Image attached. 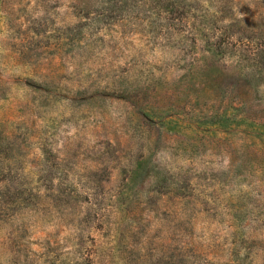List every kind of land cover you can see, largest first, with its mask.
I'll return each instance as SVG.
<instances>
[{"label":"rangeland","instance_id":"rangeland-1","mask_svg":"<svg viewBox=\"0 0 264 264\" xmlns=\"http://www.w3.org/2000/svg\"><path fill=\"white\" fill-rule=\"evenodd\" d=\"M169 1L0 0V264H264V0Z\"/></svg>","mask_w":264,"mask_h":264},{"label":"trees","instance_id":"trees-1","mask_svg":"<svg viewBox=\"0 0 264 264\" xmlns=\"http://www.w3.org/2000/svg\"><path fill=\"white\" fill-rule=\"evenodd\" d=\"M159 7L161 12L170 13V12L178 11V6H175V3L174 2L172 3L169 0H167L165 4H162L161 6L159 5ZM207 43H208V48H207L208 50L215 51V53L217 54L224 53V48L223 45L220 43V41L219 42L213 41L209 37ZM152 162H153L152 155L148 154L147 156H144L141 159H139L136 166L129 171L130 175L125 179L123 188L122 190H120L119 193V201H118L119 203L124 202V200L130 197L131 189L133 188L134 183L138 180L140 176L151 173V171L155 168V167L153 168ZM51 181H53V179ZM17 195L19 196L21 194L17 192ZM208 263L216 264L215 261L213 260L208 261ZM229 264H234V262H229ZM235 264H239V262L237 261Z\"/></svg>","mask_w":264,"mask_h":264}]
</instances>
